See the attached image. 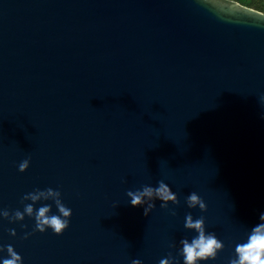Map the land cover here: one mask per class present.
I'll list each match as a JSON object with an SVG mask.
<instances>
[{"label": "water", "instance_id": "95a60500", "mask_svg": "<svg viewBox=\"0 0 264 264\" xmlns=\"http://www.w3.org/2000/svg\"><path fill=\"white\" fill-rule=\"evenodd\" d=\"M261 96L254 13L200 0H0V207L52 186L72 208L61 234L0 217V243L24 264H157L190 235L192 212L225 243L207 264H226L264 211ZM159 179L179 203L157 199L145 215L126 190ZM191 190L205 210L187 206Z\"/></svg>", "mask_w": 264, "mask_h": 264}, {"label": "clouds", "instance_id": "9594fccd", "mask_svg": "<svg viewBox=\"0 0 264 264\" xmlns=\"http://www.w3.org/2000/svg\"><path fill=\"white\" fill-rule=\"evenodd\" d=\"M200 3L220 12L254 13L264 17V10L257 11L244 6L242 0H200ZM264 100V96H261ZM264 115V114H262ZM30 164V157H25L18 162V169L24 171ZM126 195L132 205H143L144 214L147 215L160 200L161 207H168L169 201L173 204L179 203L178 194L164 179H159L155 185L144 183L136 188H128ZM30 201V202H28ZM23 208L9 209L0 207V217L9 221H22L27 215L34 218L32 231H46L50 229L53 233L61 234L70 224L72 208L62 198L59 187H35L27 191L21 197ZM41 202L38 204L37 203ZM185 202L189 208L199 207L200 210L207 208L204 198L195 190H191L185 196ZM55 205V209H53ZM173 215L176 210L170 209ZM26 228V224L20 225ZM183 226L190 230V235L181 236L174 241L171 247L176 249V254L169 252L161 257L157 264H207L215 261L218 253L225 247L215 230H208L206 218L203 214L194 216L192 212L185 213ZM7 231L15 236L16 228H8ZM31 232L25 231L23 237H28ZM0 264H24L22 253L16 250L13 243H0ZM130 264H143L140 257L131 259ZM226 264H264V211H260L258 222L247 226L244 235L236 239L232 245V254L227 258Z\"/></svg>", "mask_w": 264, "mask_h": 264}, {"label": "trees", "instance_id": "16d2710c", "mask_svg": "<svg viewBox=\"0 0 264 264\" xmlns=\"http://www.w3.org/2000/svg\"><path fill=\"white\" fill-rule=\"evenodd\" d=\"M244 6L251 7L258 11L264 10V0H242Z\"/></svg>", "mask_w": 264, "mask_h": 264}]
</instances>
